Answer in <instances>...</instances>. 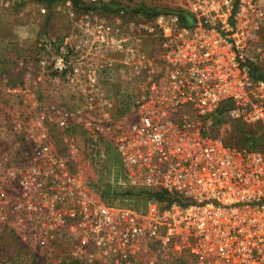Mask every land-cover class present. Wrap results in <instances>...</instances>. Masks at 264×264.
<instances>
[{
    "label": "built area",
    "instance_id": "built-area-1",
    "mask_svg": "<svg viewBox=\"0 0 264 264\" xmlns=\"http://www.w3.org/2000/svg\"><path fill=\"white\" fill-rule=\"evenodd\" d=\"M263 25L264 0H169L135 33L85 16L92 55L103 51L111 66L119 54L135 87L133 115L112 139L120 185L171 202L136 208L96 197L52 146L50 125L68 129L73 113L45 109L27 145L0 154V231L54 264H160L182 254L264 264V152L226 145L200 121L230 101L228 119L264 130V44L252 47ZM71 63L62 47L48 66L62 76ZM95 70L86 75L93 89Z\"/></svg>",
    "mask_w": 264,
    "mask_h": 264
},
{
    "label": "rangeland",
    "instance_id": "rangeland-1",
    "mask_svg": "<svg viewBox=\"0 0 264 264\" xmlns=\"http://www.w3.org/2000/svg\"><path fill=\"white\" fill-rule=\"evenodd\" d=\"M168 2L0 0V154L5 149L27 145L26 129L36 115L45 109H64L73 113L74 120L66 130L54 123L50 125L52 146L57 155L68 161L88 190L101 200L97 188L100 178L108 179L117 189L124 188L120 185V175L115 177L109 171L106 145L113 148L116 128L132 117L135 87L119 54L110 55L114 60L111 66L107 65L108 57L103 51L92 55L87 33L80 25L85 16H91L118 22L125 32L135 33L152 18L134 15L128 9L139 4L162 7ZM120 8L128 12H121ZM260 44H264V25L252 47ZM62 47L70 53L72 63L69 74L59 76L48 64ZM91 67L96 69V89L88 85L86 77ZM123 105H127L128 110L121 115ZM232 122L226 117L221 125L208 124L205 129L211 137L222 140L234 131ZM134 201L118 198L112 204L134 205ZM180 259L183 264H197L187 254H182ZM0 264L54 263L0 231Z\"/></svg>",
    "mask_w": 264,
    "mask_h": 264
},
{
    "label": "trees",
    "instance_id": "trees-1",
    "mask_svg": "<svg viewBox=\"0 0 264 264\" xmlns=\"http://www.w3.org/2000/svg\"><path fill=\"white\" fill-rule=\"evenodd\" d=\"M166 7L167 6H162ZM160 6L149 7L144 4H139L134 8L128 9L134 15H143L146 18H153L163 12L165 8ZM121 12H125V8H120ZM128 12V11H126ZM178 13V10L176 11ZM186 19L182 17V23L185 22ZM254 78L261 77L262 75H256V70L253 69L251 72ZM232 107V103L230 101H225L221 103L217 109L209 114H206L200 117V121L203 124H209L212 127H217L221 125L224 121V118L227 117V112ZM128 110L127 105H123V108L120 110V114H124ZM234 123V131L227 136V138L222 139L224 144L229 146H234L241 149H246L249 151H259L264 152V130L258 126H248L239 122ZM106 157L109 163V171H112L115 177L120 175V180H123V169L122 163L119 154L116 152L114 148L110 145H106ZM110 173V172H109ZM116 180V179H115ZM116 182V181H115ZM98 191H100V195L102 199L108 203H113L116 199L134 201V206L144 207L146 203L149 201H154L159 204H170V197L165 192H156L151 190H133L128 188H115L114 184L108 179H99L97 183ZM101 189V190H100ZM191 257L190 255H187ZM184 261L180 259V256L176 259H173L169 264H183ZM77 264V263H72Z\"/></svg>",
    "mask_w": 264,
    "mask_h": 264
}]
</instances>
